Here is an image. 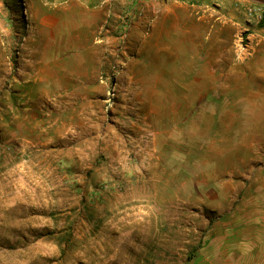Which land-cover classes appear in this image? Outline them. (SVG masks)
Here are the masks:
<instances>
[{
	"label": "rangeland",
	"instance_id": "rangeland-1",
	"mask_svg": "<svg viewBox=\"0 0 264 264\" xmlns=\"http://www.w3.org/2000/svg\"><path fill=\"white\" fill-rule=\"evenodd\" d=\"M152 1L196 15L179 103L154 20L100 47L0 0V264H264V0ZM189 47L216 72L197 98Z\"/></svg>",
	"mask_w": 264,
	"mask_h": 264
},
{
	"label": "crops",
	"instance_id": "crops-1",
	"mask_svg": "<svg viewBox=\"0 0 264 264\" xmlns=\"http://www.w3.org/2000/svg\"><path fill=\"white\" fill-rule=\"evenodd\" d=\"M130 9L128 0H32V28L33 33L40 36H54L63 35L68 37L74 36H95L100 37L97 42L100 47L110 42L114 35L120 36L124 30V14ZM141 16L136 19L129 29L128 36L131 39V43L138 46L140 49L146 44L145 38V24L150 19L155 21L154 33L163 39L164 43L177 44V54L174 57L173 62L170 64H164L166 69H172L174 87H176V93L173 98L179 100L181 98V69L184 68L181 63L182 55L180 54V44L182 39L180 38V32L182 26L180 23L183 21H192L189 28H196L198 26L196 22V15L193 12L176 14L177 23L180 25L169 26L166 25L167 15L170 11H177L178 7L172 5L164 6L156 1L152 0H140ZM184 29H187L183 26ZM74 45V43H72ZM84 46L76 47L69 46L66 48L68 52L83 51ZM83 48V49H82ZM203 48V46H201ZM199 49V50H198ZM61 49L58 48L57 51ZM183 58L189 61L195 59L196 64L189 63L187 75L190 77L187 81L189 83L188 90L190 98L196 97L192 94H208V84L211 83L210 78L216 73L211 66L203 61L205 56L203 55V49L196 48L194 54L193 48L189 47L183 49ZM198 52V53H197ZM201 61V62H198ZM195 67L194 70L192 67ZM235 68H240L237 65H233ZM35 74H42V76H50L55 74L54 66L52 65H36L33 67ZM241 72H244V68L241 66ZM195 78L193 79V74ZM46 79V78H45ZM176 85V86H175ZM204 97V96H203ZM43 112V110H41ZM158 112L166 115H172L173 117L181 116L180 104L176 107H163Z\"/></svg>",
	"mask_w": 264,
	"mask_h": 264
},
{
	"label": "built area",
	"instance_id": "built-area-1",
	"mask_svg": "<svg viewBox=\"0 0 264 264\" xmlns=\"http://www.w3.org/2000/svg\"><path fill=\"white\" fill-rule=\"evenodd\" d=\"M130 9L124 14V30L121 37H124L129 30L130 24L141 16L140 0H128Z\"/></svg>",
	"mask_w": 264,
	"mask_h": 264
},
{
	"label": "bare ground",
	"instance_id": "bare-ground-1",
	"mask_svg": "<svg viewBox=\"0 0 264 264\" xmlns=\"http://www.w3.org/2000/svg\"><path fill=\"white\" fill-rule=\"evenodd\" d=\"M199 50V49H198ZM198 53V52H197ZM190 62V61H189Z\"/></svg>",
	"mask_w": 264,
	"mask_h": 264
}]
</instances>
